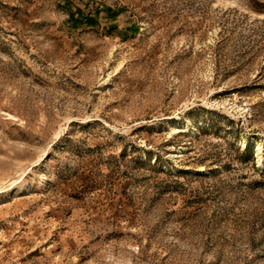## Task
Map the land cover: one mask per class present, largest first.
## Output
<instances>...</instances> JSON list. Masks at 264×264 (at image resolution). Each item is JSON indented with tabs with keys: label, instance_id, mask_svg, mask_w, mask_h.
Wrapping results in <instances>:
<instances>
[{
	"label": "rangeland",
	"instance_id": "374dc122",
	"mask_svg": "<svg viewBox=\"0 0 264 264\" xmlns=\"http://www.w3.org/2000/svg\"><path fill=\"white\" fill-rule=\"evenodd\" d=\"M0 264H264V0H0Z\"/></svg>",
	"mask_w": 264,
	"mask_h": 264
},
{
	"label": "bare ground",
	"instance_id": "6f19581e",
	"mask_svg": "<svg viewBox=\"0 0 264 264\" xmlns=\"http://www.w3.org/2000/svg\"><path fill=\"white\" fill-rule=\"evenodd\" d=\"M255 16H257V13H253ZM262 148L260 146H257V151L259 152Z\"/></svg>",
	"mask_w": 264,
	"mask_h": 264
}]
</instances>
